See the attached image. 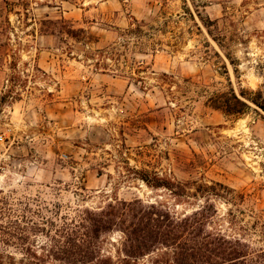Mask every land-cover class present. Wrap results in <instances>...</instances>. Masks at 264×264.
<instances>
[{
    "label": "rangeland",
    "instance_id": "374dc122",
    "mask_svg": "<svg viewBox=\"0 0 264 264\" xmlns=\"http://www.w3.org/2000/svg\"><path fill=\"white\" fill-rule=\"evenodd\" d=\"M230 87L264 93V0H0V264H65L56 231L85 209L179 218L206 199L235 264H264V113L210 107ZM101 240L120 264L122 233Z\"/></svg>",
    "mask_w": 264,
    "mask_h": 264
},
{
    "label": "trees",
    "instance_id": "16d2710c",
    "mask_svg": "<svg viewBox=\"0 0 264 264\" xmlns=\"http://www.w3.org/2000/svg\"><path fill=\"white\" fill-rule=\"evenodd\" d=\"M73 32L69 30L67 34ZM208 102L210 107L228 117L246 114L251 105L264 113V93L261 91L251 97L243 92L237 95L230 87L228 92L217 94ZM143 181L149 183L146 179ZM159 184L157 181L152 186L160 187ZM215 186L227 190L221 184ZM215 215L209 199L197 210L179 218L168 212L150 211L137 203L109 205L98 212L85 209L58 227L56 233L66 234V242L63 246L58 245L51 257L65 264H114L111 258L101 255L100 245L104 235L119 231L122 233L120 264H136L138 259L160 249L170 253L171 264H235L245 260L248 256L247 251L242 250L245 246L209 229ZM41 222L55 227L46 219ZM32 226L36 224L32 223ZM1 228L6 236L24 232L17 219L6 221ZM16 239L19 241L21 237ZM24 252L26 257L16 264H44L43 255L30 248H25ZM8 264L15 263L9 259Z\"/></svg>",
    "mask_w": 264,
    "mask_h": 264
},
{
    "label": "built area",
    "instance_id": "2783aa9c",
    "mask_svg": "<svg viewBox=\"0 0 264 264\" xmlns=\"http://www.w3.org/2000/svg\"><path fill=\"white\" fill-rule=\"evenodd\" d=\"M4 138L3 135H0V142H3Z\"/></svg>",
    "mask_w": 264,
    "mask_h": 264
}]
</instances>
